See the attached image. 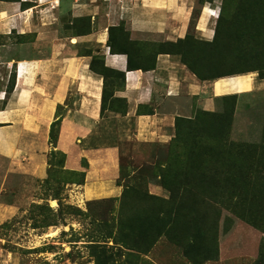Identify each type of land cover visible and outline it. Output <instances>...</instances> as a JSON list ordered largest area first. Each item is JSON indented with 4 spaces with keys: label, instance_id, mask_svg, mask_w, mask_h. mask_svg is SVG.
<instances>
[{
    "label": "rangeland",
    "instance_id": "obj_1",
    "mask_svg": "<svg viewBox=\"0 0 264 264\" xmlns=\"http://www.w3.org/2000/svg\"><path fill=\"white\" fill-rule=\"evenodd\" d=\"M218 15L213 45L189 33L165 48L198 68L232 72L220 77L264 82V0H224ZM127 36L122 26L118 40L127 43ZM253 87L232 88L240 94L222 96L217 110L197 108L176 120L170 141H191L180 144L184 159L173 142L124 143L117 182L128 187L127 202L72 201L65 184L81 181L82 173L64 170L65 156L52 147L45 178L0 173V264H152L144 256L152 235L174 210L172 225L149 253L160 264H264V85ZM123 100L108 98L103 107L124 109ZM155 185L164 189L157 195L164 201L147 196ZM115 203L138 208L108 223L106 209Z\"/></svg>",
    "mask_w": 264,
    "mask_h": 264
},
{
    "label": "crops",
    "instance_id": "obj_2",
    "mask_svg": "<svg viewBox=\"0 0 264 264\" xmlns=\"http://www.w3.org/2000/svg\"><path fill=\"white\" fill-rule=\"evenodd\" d=\"M197 3L0 0V173L45 178L52 147L64 153L65 170L82 173L81 181L65 184L72 201L117 200L124 189L117 182L124 143L168 144L178 118H189L197 108L217 110L222 96L240 94L232 88H262L263 79L255 81L247 75L199 79L178 54L166 50L156 53L154 66L148 69H128L125 49L110 51L108 27L121 24L130 44L145 41L141 48L145 60L133 59L138 65L149 64L147 54L161 43L175 42L188 33L211 40L221 0ZM129 43L120 44L121 48ZM95 56L105 67L122 71L123 77L104 79L90 67ZM106 80L108 98L124 99V109L101 112ZM58 116L56 142L51 146L50 126ZM148 192L158 195L164 189L149 186ZM106 210L111 213L107 222L117 224L121 205ZM162 236L144 255L152 264H160L149 253Z\"/></svg>",
    "mask_w": 264,
    "mask_h": 264
},
{
    "label": "trees",
    "instance_id": "obj_3",
    "mask_svg": "<svg viewBox=\"0 0 264 264\" xmlns=\"http://www.w3.org/2000/svg\"><path fill=\"white\" fill-rule=\"evenodd\" d=\"M223 1L224 0H221V4L223 3ZM203 2V0H200V2L199 3H202ZM193 16H195L194 15V11H193V13H192V17ZM218 18H219V15H218V17H217V23H218ZM217 23L215 24V25H217ZM122 26H124V25H117V26H109L108 27V31H109V36H108V40H107V44H108V46L110 47V51H115V50H124L125 49V51H123V52H125L126 54H127V68L128 69H136V68H144V69H148V68H152L153 66H154V60H155V55H156V53L157 52H159V50H163V51H169V52H172V53H175V54H178L179 56H180V60L182 61V63H184L186 66H187V68L192 72V73H194L195 75H196V77H198L199 79H202V80H204V79H211V78H215V77H220V76H223V75H227V74H231L232 72H221V73H212L211 72V69H212V66L211 65H201L199 68L197 67V66H195L194 65V63H192V62H190V61H188L186 58H183V56L182 55H180L178 52H176V51H172V50H169L168 48H165V47H167V46H169L170 44H174V43H176L177 41H180V40H184V39H186L187 38V36L189 35V33L188 34H186L185 35V37L183 38V39H178L177 41H175V42H169V41H167V42H164V43H161L160 44V47L159 48H157V49H155V50H153L151 53H149V54H147V58H150V60H151V62L148 64H144V65H138V63H136V62H133V59H134V57H142L144 60H145V58H144V54L142 53V50H141V48H143L142 47V44L145 42V41H143V42H141V43H137V42H134V43H132V44H130L129 43V39H128V36H127V38H126V41H127V43H129L130 44V46L128 47V48H121V47H123V46H121V45H124L125 43H122L120 40H118V33L119 32H121V30H122ZM247 27L245 26V29H246ZM124 30H126L125 29V26H124ZM126 32H127V30H126ZM127 34H128V32H127ZM195 39H197V40H200V41H202L204 44H206V45H209V46H211V45H213V43H214V41L216 40V27H215V30H214V34H213V37H212V39L211 40H203V39H198V38H196V37H194ZM121 44V45H120ZM164 45V46H163ZM129 48H131V49H129ZM127 49H129V50H127ZM127 50V51H126ZM131 57H133V58H131ZM99 66H102V69H104V71H105V73L102 71V70H100L99 69ZM90 67L92 68V69H94V70H96L99 74H101L103 77H104V79H105V77H110L109 79H110V82L111 81H113V80H118L119 78H122L123 77V72L122 71H118V70H113V69H110V68H108V67H105L104 65H103V63H102V60L98 57V56H95V57H93L92 59H91V62H90ZM202 67V68H201ZM258 68H260V67H256L255 69H245V70H256V69H258ZM245 70H242V71H245ZM204 72V73H203ZM262 76H259V78H261ZM106 82V83H105ZM107 80L106 81H104V87H103V90H102V95H101V106H100V110H101V112L103 113V111H104V107H103V105H104V102L106 101V99H108V94H110V92L108 91V89H107ZM108 85H109V83H108ZM112 99H119V98H112ZM121 99V98H120ZM124 101V100H123ZM60 120V116H58V118H57V120L56 121H53L52 123H51V126H50V131H49V137H50V143L52 144V146H55V142H56V131H57V128H56V131H55V127H56V124L58 123V121ZM189 120V119H188ZM176 126H177V123H176ZM176 137V133H175V135H174V137L173 138H175ZM172 138V139H173ZM173 142V145L174 146H172L173 148H172V150H174V151H176V153L178 154V156H179V158L181 157V159H184V150H180V144L181 143H185V142H191V141H170L169 143H172ZM168 143V144H169ZM187 144V143H186ZM189 144V143H188ZM185 146H182V148H184ZM205 147H207L206 145H205ZM58 152H60L61 154H63V156H65L64 155V153L63 152H61V151H59V150H57ZM65 170V169H64ZM67 171V170H66ZM68 172H70V171H68ZM70 173H72V172H70ZM72 174H74V173H72ZM161 177V176H160ZM181 182V181H180ZM179 182V183H180ZM181 184V183H180ZM128 187H126V188H124L123 189V192H122V194H121V196H120V199L122 200V198L124 197V202H127L129 199H127L128 197V195H127V193H125V189H127ZM169 192H170V190L169 189H167ZM146 194H147V196H149L151 199L152 198H155V199H160L161 201H164V198H160V197H158L157 195H152V194H149L148 192H146ZM172 193L170 192L169 193V196L171 195ZM172 196V195H171ZM177 197V196H176ZM138 199H140L139 197L138 198H135V201H138ZM169 199V198H168ZM96 201V200H95ZM121 208H122V211H131V212H136L137 211V208L138 207H136V206H129L128 208L126 207V206H123V205H121ZM154 212V211H153ZM160 212H163L162 210H160ZM176 213V210H174V212H172V217H170V215H169V217H167V219H166V224L165 225H163L162 227L160 226V227H157V231L152 235V239H154L152 242H151V245L153 244V242L156 240V238H158L159 236H161L162 234H164L168 229H169V227L172 225V223H173V221H174V217H175V214ZM158 216V215H157ZM159 217V219L158 220H160V221H162V219L161 218H163V217H160V216H158ZM119 219V218H118ZM113 234H115V233H113ZM107 238H111L112 239V236H111V234H109V235H107ZM113 241V240H112ZM150 245V246H151ZM150 248V247H149Z\"/></svg>",
    "mask_w": 264,
    "mask_h": 264
},
{
    "label": "bare ground",
    "instance_id": "obj_4",
    "mask_svg": "<svg viewBox=\"0 0 264 264\" xmlns=\"http://www.w3.org/2000/svg\"><path fill=\"white\" fill-rule=\"evenodd\" d=\"M55 201H51L52 204H54Z\"/></svg>",
    "mask_w": 264,
    "mask_h": 264
}]
</instances>
